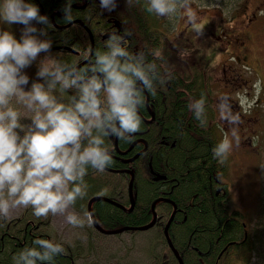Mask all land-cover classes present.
I'll return each instance as SVG.
<instances>
[{"label": "trees", "instance_id": "obj_1", "mask_svg": "<svg viewBox=\"0 0 264 264\" xmlns=\"http://www.w3.org/2000/svg\"><path fill=\"white\" fill-rule=\"evenodd\" d=\"M82 1L71 0L72 16L73 19H82L90 27L95 39V51H105V42L108 41L109 35L113 32L119 34L121 29L120 35H124L125 31L131 33L125 36L128 47L130 44V52L135 53L146 48L159 49L164 56L163 62L156 61L158 65L163 63L161 74L164 68L173 69L172 78L163 85L157 83L156 96L150 95V106L156 114L152 124L150 123L152 115L147 105L141 109L145 119L142 118L141 130L135 134L134 141L145 138L149 142L147 150L127 163L121 158L114 157L115 163L110 167L134 170L136 207L126 212L110 202L98 201L94 204V213L98 221H101L105 228L110 229L145 225L153 219L152 203L160 196H164L173 200L178 206L169 227V234L184 264H248L255 252V238L251 231L248 236H244L249 218L246 207L242 203L240 206L233 203L231 183L226 171L227 160L219 164L212 152L226 133L214 119L217 110L214 111L212 103L214 97L218 95L213 89L217 78L212 73H217L221 77L219 81L217 80L223 85L221 94L233 89L231 82L223 73L222 60L217 66H214V63L211 66L209 63L216 52L214 49L209 53L210 48L220 46L222 41L217 40L216 44L211 42L203 57V46L198 42L202 35L193 32L184 35L183 39H179L180 34L175 35L179 37L176 39L174 36V38L169 37L168 31L160 22V16L147 11L149 3L147 0H131V3L128 0H117V8L112 12L102 9L100 0H88L89 3L84 9L72 6ZM32 2L39 6L40 13L46 15L52 25L48 28V38L52 41L49 55L69 63L81 62L91 49L88 32L78 22L66 28H56L53 24V19L56 25L66 24L63 9L68 0H32ZM226 18L227 16L224 17L219 10L217 18L211 23L213 25H209V28L203 31V35L209 36L213 31L217 36L221 35L220 24L222 25ZM0 30L10 31L18 38L20 26L7 25L1 20ZM148 59L151 61L153 58L149 56ZM248 61L255 63L254 73L250 74L253 84L254 76L255 74L259 76L260 68L256 59ZM237 62L245 63L244 60ZM36 63L39 64V60ZM237 64L235 66H240ZM202 93L205 96L206 127L200 126V122L188 108L190 101L199 99ZM67 94L75 95V90H68ZM222 96L224 97L223 94ZM260 106H262L261 102L257 108L259 109ZM234 112L237 111L234 109ZM239 113L242 120L239 125L242 129L239 130L240 133L247 131V135L249 132L255 134L259 125L263 136L264 130L260 127L264 116L263 106L259 109V123L257 121L255 125L252 122L257 117L255 113H244L242 108ZM226 125L230 130L227 122ZM247 135H245L246 139H248ZM113 141L111 137L105 138L106 144L111 145V149H113ZM142 141H140L141 147L144 144ZM118 144L123 151L131 145L122 141H118ZM239 146L242 148V144ZM249 147L250 145H245L244 157L239 160L240 163H245L244 172L239 169L242 179L248 168H254V164H250L248 160ZM129 154L131 153L128 152L124 156ZM124 156L122 155L123 158H127ZM228 160H230L229 155ZM236 165L240 166L237 161ZM128 174L107 169L97 172L89 168L88 174L84 177L89 185L88 194L84 199H78L73 207L84 210L93 195L114 194L115 190L112 188L116 189L115 184L121 183L114 182L112 178L125 180ZM262 174L261 172L260 192L262 188L264 192ZM113 196L116 197L115 195L111 197ZM156 209L159 217L154 226L157 229L153 230L151 235V238L156 235V240L153 239L152 243L156 249L146 251L147 259H150L148 264H178L164 235V224L173 212L174 205L169 201L160 202ZM52 218L51 213L47 218L35 217L30 206L24 208L16 218L0 217V264H14L13 257L26 247H33L35 239H47L64 247L65 254L55 257L52 264H77L78 249H73L69 244L59 240L57 233L53 235ZM155 241L158 242L159 247Z\"/></svg>", "mask_w": 264, "mask_h": 264}, {"label": "clouds", "instance_id": "obj_2", "mask_svg": "<svg viewBox=\"0 0 264 264\" xmlns=\"http://www.w3.org/2000/svg\"><path fill=\"white\" fill-rule=\"evenodd\" d=\"M131 3V0H128ZM192 0H149L147 11L158 16H171L178 7L188 16V23L203 35L202 26L191 7ZM108 12L117 8V0H100ZM65 23L73 22L71 0L63 9ZM0 20L19 25V37L0 30V217L8 218L13 210L32 208L37 218L65 215L66 222L83 228L94 223L93 214L83 217L73 208L78 199L88 194L84 177L88 169L103 172L115 161L111 145L105 138L115 137L132 143L141 130L140 110L146 106L147 92L155 97L156 84L172 78L164 68L159 49H142L132 53L124 35L113 32L105 42V51L96 50L86 66L61 61L49 55L52 41L48 17L40 13L32 0H0ZM153 59L149 61L148 57ZM39 60L35 78L28 74ZM250 71V70H249ZM74 89L67 103L54 93ZM257 97L260 81L254 85ZM220 119L230 126L232 139H223L212 149L213 157L223 164L233 147L239 146V112H234L228 97H221ZM30 110V122L21 123V112L13 105ZM246 97L241 98V106ZM254 101L248 103L251 108ZM201 127H206L205 96L188 104ZM65 254L64 247L47 239H35L13 257L14 264H52Z\"/></svg>", "mask_w": 264, "mask_h": 264}, {"label": "rangeland", "instance_id": "obj_3", "mask_svg": "<svg viewBox=\"0 0 264 264\" xmlns=\"http://www.w3.org/2000/svg\"><path fill=\"white\" fill-rule=\"evenodd\" d=\"M149 2V0H147ZM244 0H192L191 7L202 9V13L199 15L197 11L193 10L197 17V24L202 26L203 31L209 28V25L206 23L211 21L214 18H217L219 14V10L223 13V16L226 17L230 13L234 11L238 12L240 5ZM230 4L229 8L224 7L222 4ZM210 9H216V12L212 13ZM186 11L183 8L177 9L176 13L169 16H160V22L164 23L165 30L168 31V36L174 38L176 34H197V31L194 28H190L191 25L188 23V16L185 15ZM212 16V17H211ZM202 20V22H200ZM1 22V20H0ZM202 23V24H201ZM206 24L208 26H206ZM174 36V37H173ZM198 42L200 46H203V57L207 46L211 44L213 40L217 41L211 35H202ZM262 39L260 37L257 38L258 43L259 40ZM257 47L252 48L253 59H256ZM227 55H221V59H211L209 63L211 66L214 63V66H217L220 63V60L224 62L222 63V70L228 75L226 79L231 82L233 89L232 94L235 100L239 101L241 104V98L246 97L245 104L241 107L244 113H255L256 119L252 122L253 125L258 121L259 123V106L260 102V93H261V83H260V91L257 97V91L254 85L257 81H260L259 76L255 74L253 79V84L251 83L250 74L254 73L252 67H247L246 64H239L235 59H224ZM238 63V64H237ZM240 66H234V65ZM255 64V63H253ZM38 64L34 63L33 68L37 69ZM255 67V66H254ZM250 70V71H249ZM28 74L35 78V72L32 67L27 70ZM209 72V70H208ZM217 80H220V76L216 73H212ZM214 79V78H213ZM215 80V79H214ZM216 80V83L213 84V89L217 93L218 96L214 97L212 106L214 111L217 110L215 122L228 133L230 138V130L226 125L224 120L220 119V110L219 104L221 102L222 94L227 97V94L222 93L223 85ZM59 87H57V91L54 93L58 98L62 97L65 103L68 102L71 96L67 94V92H60ZM255 89V91L253 90ZM61 95V96H59ZM254 101V104L251 108L247 105L248 103ZM257 106L255 107V105ZM13 105L18 107L21 112V123L27 124L30 122V119L34 113L30 110L23 107V105H17L15 100H13ZM253 118H251L252 120ZM263 128V126H260ZM241 131L242 129L239 128ZM247 132V131H245ZM245 145H250L248 148V152L250 157L248 158L250 164H254V168H248L246 173L243 175V179L239 174V170L237 171V167L230 166L227 158V167L226 171L228 172V177L230 181H233L234 187H232V195L234 199V204L240 206L241 203L245 204V210L247 213V217H249L248 221V229L251 231V234L255 238V252L252 255V259L248 264H264V195L263 188L262 192H260V175L261 169L263 167L264 175V159L262 160V154L264 155V131L263 136L261 135V130L259 129V125L257 128V133L249 132L247 138L251 141L250 143L245 139ZM229 152L230 160L232 163V157ZM261 158V159H260ZM239 160H242L240 156L236 157V161L238 165L242 166L243 172L245 170V163H240ZM254 162V163H253ZM114 182H116L115 178H112ZM264 187V184H263ZM24 208H18L12 211L8 219H13L23 212ZM69 211H75L81 217H83V213L87 210L75 208L69 209ZM66 215V214H65ZM65 215H53L52 218V230L53 235L57 233L59 240L69 244L73 249H78L79 258L77 260V264H148L150 259H147L146 251L155 250V246L152 244L155 236H152V232H143L133 235L130 231L128 234H123L122 236L115 234H101L96 230H90V226H85L83 228L74 227L71 224L66 222ZM93 233V234H91ZM91 234V235H89ZM156 240V239H155ZM157 246V241H155ZM152 250V251H153ZM152 253V252H151ZM153 254V253H152ZM259 255L261 257L259 258Z\"/></svg>", "mask_w": 264, "mask_h": 264}, {"label": "flooded vegetation", "instance_id": "obj_4", "mask_svg": "<svg viewBox=\"0 0 264 264\" xmlns=\"http://www.w3.org/2000/svg\"><path fill=\"white\" fill-rule=\"evenodd\" d=\"M88 3H89L88 0H83L82 2H79V4H74L72 6L75 8L84 9L87 7ZM222 5L226 8H229V6H230V4H228V3L222 4ZM192 9L197 11L198 14H201L203 12L201 8H198V6H196V8H192ZM210 10L212 13L216 12V9H210ZM217 14H215V15H217ZM185 15H187V14L185 13ZM75 19H73V20H75ZM212 21H214V20L213 19L211 21L209 20V22L206 21V23L208 25H213V24H211ZM207 24H206V26H208ZM162 25L165 28L164 23ZM220 26H221V28H220V34L221 35L217 36L214 31L211 33V35L215 39L222 41V44L220 46L217 45L214 47L212 46L210 48L209 53L212 50L216 49V52L213 55L212 59H221L220 56L226 54L227 56L224 59H235L237 61L244 60L245 61L244 64L252 67L255 65L250 63L248 60L253 59V54H255V53L254 52L252 53V48L257 47V49H256L257 53H256L255 58L259 64V68H260L258 71H259V77L261 80V93H262V99L261 100L264 103V0H244L238 9V12L234 13V11H233L232 13H230V11H229L227 18L224 19V23L222 25L220 24ZM85 29H86V27H85ZM119 34H122L121 29H120ZM183 36H184L183 34H180V38L175 37V39L176 38L183 39L182 38ZM258 37L262 38L259 40V43L257 40ZM212 43L216 44V41L213 40ZM90 48L91 49L89 50L88 54L82 58L83 60L93 58L94 53H95V40H94L93 54H91L92 43L90 45ZM129 49H131L130 44H129L128 50ZM206 54H208V53L206 52ZM86 63H84L83 65H85ZM170 70L172 71L173 69L170 68ZM223 73L225 76H228V75H226V73L224 71H223ZM163 74H164V72L162 73V75ZM231 93H232V91L228 92V96H227L229 98L228 102L231 104L233 111L235 109V111L240 112L241 105L239 104V101L235 100V98L232 97L233 95H231ZM145 96H146L147 109H149V112L151 113V115H152V113L154 114L153 117L151 116L152 121L150 120L151 121L150 123L152 124L153 121H155V119H156V114H155V111L153 110L152 106H150V103H151L150 94H148L146 92ZM140 115L143 119H145V116L142 113V110H140ZM263 125H264V116H263V122H262L261 126H263ZM240 134L242 135L240 137V143L241 144L245 143L243 140L244 139V136H243L244 132H241ZM230 137H231V135H230ZM230 139H232V137ZM245 139H246V137H245ZM142 143H144V142H142ZM148 143L149 142H147V144L144 143L142 147H141L140 142L135 144L134 147L129 151V153H131V154H129L128 156H124L128 152L125 154L120 153V151H123L122 149H120V151L117 148L111 149V150H113V159H114V157L122 159L123 158L122 155L124 157H127V158L131 157V156L135 155L136 153L140 152L145 144L147 145V148H148V146H149ZM118 146H119V144H118ZM126 151H127V149H126ZM244 151H246L245 144H242V148H240V146L236 145L235 140H233V147H232V150L230 153V155L232 157L231 166L233 165L234 167H237L236 157L240 156L241 158H243L244 157ZM139 155L141 156L142 153H140ZM261 156H262V160H263L264 155L262 154ZM237 169L243 170V168L242 167L240 168V166H238ZM261 172H263V167L261 169ZM130 173L128 174V178L124 182L125 185L121 186L119 189H117V187H116V189L112 188L113 190L119 191L117 193V194H119V196H117L115 194V192H114V194H112V195L116 196V197L113 196L114 198L112 197L114 200H116V203L114 205H117L119 207V205L121 203L123 205L122 209L126 212H128L131 209H135V207H136V203L133 205V203L131 201V197H130V181L132 178H133L132 192L135 191V172L132 169ZM115 185H117V184H115ZM122 194L126 197L127 201H125L123 199ZM112 195L110 194V196H112ZM118 197H120L118 199L119 201L117 200ZM101 224L104 226V224L102 222H101ZM131 226L136 227L137 225H131ZM128 231L129 230L123 231L121 234H119V236H122L124 233L128 234ZM130 232L133 233L134 231L132 230ZM248 235H249V229L247 228L244 236H248Z\"/></svg>", "mask_w": 264, "mask_h": 264}, {"label": "water", "instance_id": "obj_5", "mask_svg": "<svg viewBox=\"0 0 264 264\" xmlns=\"http://www.w3.org/2000/svg\"><path fill=\"white\" fill-rule=\"evenodd\" d=\"M73 22H80L82 25H84L85 27H86V29L88 30V32H89V34H90V38H91V42H92V51H91V54L93 53V51H94V37H93V34H92V32H91V30H90V28H88V26H86L85 25V23L83 22V21H81L80 19H75V20H73ZM70 24L69 23H67V24H65V25H63L64 27L65 26H69ZM58 27H63V26H61V25H57ZM90 54V55H91ZM89 58V57H88ZM84 62H82L81 63V65L83 64ZM152 116H154V114L152 113ZM141 140H143V141H146V140H144V139H141ZM115 146H116V148L118 149V140L117 139H115ZM134 143H136V141L134 142ZM120 151V150H119ZM120 153H122V151H120ZM132 189H133V178H132V180H131V182H130V195H131V201H132V203H133V205H134V198H133V193H132ZM161 199H164V200H167L168 201V199H166V198H161ZM161 199H158V200H161ZM98 200H104V201H109V202H112V203H116V202H114L113 200H111V198H109L108 196H104V195H96V196H94V197H92L90 200H89V205H88V208H89V212L90 213H92L93 214V211H92V209H91V204L94 202V201H98ZM156 202V201H155ZM153 203V205H152V208H153V210H154V208H155V204L156 203ZM175 213V212H174ZM173 213V214H174ZM156 211H154V219H153V221L151 222V223H149V224H146V225H143V226H138V227H133V228H135V229H146V228H148V227H150L152 224H154L155 223V221H156ZM93 217H94V226H96L98 229H100L101 231H103V232H105V233H115V232H121V231H123V230H119V229H117V230H107V229H104L98 222H97V220H96V218H95V216H94V214H93ZM167 225H169V223H167ZM165 235H166V239H167V242H168V245H169V247H170V249L172 250V252L174 253V255L176 256V258L178 259V262H179V264H184V262H183V260H182V257L180 256V253H179V251L177 250V248L175 247V245L173 244V242H172V240H171V238H170V236H169V233H168V229H166L165 230Z\"/></svg>", "mask_w": 264, "mask_h": 264}, {"label": "bare ground", "instance_id": "obj_6", "mask_svg": "<svg viewBox=\"0 0 264 264\" xmlns=\"http://www.w3.org/2000/svg\"><path fill=\"white\" fill-rule=\"evenodd\" d=\"M57 26V25H56ZM89 59H84V60H82L81 62H79L78 63V65H80V66H82L84 63H86L87 61H88ZM82 62H84L82 65H81V63ZM134 146H132V145H130V147L127 149V151L125 150V151H122V153L121 154H125V153H127V152H129L132 148H133ZM147 149V145L145 144V147L140 151V152H138V153H136L135 155H133V156H131V157H129V158H122L123 159V161L124 162H131V161H133V160H135L138 156H139V154L141 153V152H143V151H145ZM107 170H109V171H112V172H127V173H129L131 170L130 169H114V168H106ZM132 176V175H131ZM96 195H100V194H96ZM96 195H93L92 197H94V196H96ZM91 197V198H92ZM90 198V199H91ZM89 199V200H90ZM168 201L169 202H171L173 205H174V210H173V212L171 213V215H170V217H169V219H168V221H167V223H169V225H167L166 227H164V229L166 230V229H168V233H169V227H170V225H171V222L173 221V219H174V216H175V213H176V211H177V208H178V206H177V204L173 201V200H171V199H169L168 198ZM112 203V202H111ZM88 205H89V201H88ZM87 205V206H88ZM119 207H121V208H123V205L120 203V205H119ZM175 212V213H174ZM174 213V214H173ZM93 214H94V216H95V218H96V220H97V222L100 224V222L98 221V219H97V217H96V215H95V213H94V211H93ZM156 221H155V223L154 224H152V226H154L155 224H156V222H157V220H158V217H159V215H158V213L156 214ZM153 219H154V217H153ZM153 219H152V221H153ZM152 221H150L149 223H151ZM149 223H147V224H149ZM101 225V224H100ZM146 225V224H145ZM102 226V225H101ZM138 226H143V225H138ZM138 226H136V227H138ZM103 228H105L104 226H102ZM134 226H123V227H119V228H111V230H116V229H119V230H129V231H132V229L131 228H133ZM105 229H110V228H105ZM169 236H170V234H169ZM165 237H166V235H165ZM171 238V237H170ZM167 240V239H166ZM172 240V239H171ZM183 260V259H182ZM184 262V261H183Z\"/></svg>", "mask_w": 264, "mask_h": 264}]
</instances>
